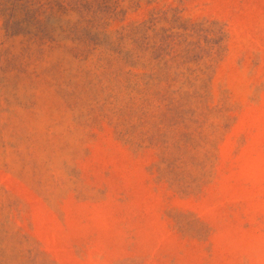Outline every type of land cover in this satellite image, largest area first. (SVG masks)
I'll list each match as a JSON object with an SVG mask.
<instances>
[{
  "label": "rangeland",
  "instance_id": "rangeland-1",
  "mask_svg": "<svg viewBox=\"0 0 264 264\" xmlns=\"http://www.w3.org/2000/svg\"><path fill=\"white\" fill-rule=\"evenodd\" d=\"M0 264H264V0H0Z\"/></svg>",
  "mask_w": 264,
  "mask_h": 264
}]
</instances>
